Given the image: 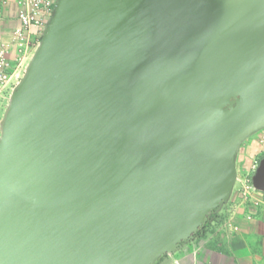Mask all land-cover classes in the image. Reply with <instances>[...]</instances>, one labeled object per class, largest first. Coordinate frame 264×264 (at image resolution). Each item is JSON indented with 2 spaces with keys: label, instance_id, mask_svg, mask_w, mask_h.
<instances>
[{
  "label": "water",
  "instance_id": "water-1",
  "mask_svg": "<svg viewBox=\"0 0 264 264\" xmlns=\"http://www.w3.org/2000/svg\"><path fill=\"white\" fill-rule=\"evenodd\" d=\"M263 129L264 0H54L0 120V264H156Z\"/></svg>",
  "mask_w": 264,
  "mask_h": 264
},
{
  "label": "crops",
  "instance_id": "crops-1",
  "mask_svg": "<svg viewBox=\"0 0 264 264\" xmlns=\"http://www.w3.org/2000/svg\"><path fill=\"white\" fill-rule=\"evenodd\" d=\"M17 12L15 1L5 0L0 9V44L10 42L18 26ZM41 31L32 30L33 45L38 44ZM31 55L19 58L14 47L9 49L11 72L4 85L7 96L22 77ZM4 107L3 102L0 120ZM263 133L264 129L241 144L236 160L237 181L227 204L191 242L156 264H264V192L255 190L244 199L240 191L242 177L254 173L255 163L264 157Z\"/></svg>",
  "mask_w": 264,
  "mask_h": 264
},
{
  "label": "built area",
  "instance_id": "built-area-1",
  "mask_svg": "<svg viewBox=\"0 0 264 264\" xmlns=\"http://www.w3.org/2000/svg\"><path fill=\"white\" fill-rule=\"evenodd\" d=\"M17 7L18 26L13 31L11 40L8 44H0V106L7 104L8 97L5 94L4 85L9 79L11 72V63L9 49L14 47L16 57L31 55L37 45L31 43V33L34 28L42 30L46 21L49 19L54 0H14ZM5 4V0H0V9ZM18 60V59H17ZM5 108V107H4ZM264 138V133L262 134ZM258 161L253 167V172L257 168ZM247 173L240 182V191L244 199H248L255 192L251 183V176Z\"/></svg>",
  "mask_w": 264,
  "mask_h": 264
},
{
  "label": "flooded vegetation",
  "instance_id": "flooded-vegetation-1",
  "mask_svg": "<svg viewBox=\"0 0 264 264\" xmlns=\"http://www.w3.org/2000/svg\"><path fill=\"white\" fill-rule=\"evenodd\" d=\"M211 220H213V215L210 217V219L207 221V223L210 222ZM207 223L205 224L204 228L207 226Z\"/></svg>",
  "mask_w": 264,
  "mask_h": 264
}]
</instances>
